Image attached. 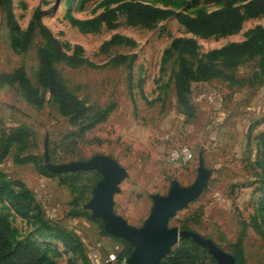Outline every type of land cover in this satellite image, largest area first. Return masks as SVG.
Returning a JSON list of instances; mask_svg holds the SVG:
<instances>
[{
  "label": "rangeland",
  "instance_id": "obj_1",
  "mask_svg": "<svg viewBox=\"0 0 264 264\" xmlns=\"http://www.w3.org/2000/svg\"><path fill=\"white\" fill-rule=\"evenodd\" d=\"M79 1L75 0L69 15L81 19L92 17L115 2L87 0L79 5ZM12 2L21 30H25L32 11L39 7L44 11L42 21L64 50L71 53L75 45H80L83 57L98 66L70 67L64 61L56 62L66 88L92 108L108 104H114V108L106 120L80 131L78 125L58 112L43 88L38 90L44 102L36 106L23 97L17 83H2L0 139L18 126L26 127L29 137L22 154L34 156L42 164L45 143L54 164L87 159L94 154L109 155L126 170L119 183L120 191L114 194V211L136 227L149 213L150 194H166L172 179L181 185L193 181L201 151L205 166L211 170L207 186L169 219V226L189 227L231 255H241L246 264H264V81H248L261 56L246 57L230 71L244 85L223 80L195 83L189 97L195 108L190 117L172 99L173 81L169 76L176 67L174 58L161 62L163 50L173 38L192 36L175 17L149 30L126 25L119 17L115 29L101 25L96 31L84 32L65 15V0ZM185 2V6L173 8L194 13L197 9L210 11L222 6L205 0H199L195 7L190 5L191 0ZM256 25L264 26V15L245 20L240 30L231 35L194 36L199 55L228 42L242 41ZM114 33L133 39L135 47L115 46L101 52V43ZM10 40L6 13L0 8V74L22 68L37 86V49L43 40L35 33L23 51L12 47ZM118 53L135 54L131 71L124 65L105 64ZM179 145L187 146L193 154L192 162L183 168L164 162L166 152ZM15 152L13 145L0 160V171L10 180L22 181L36 204L27 217H21L7 203L0 202V212L8 217L15 240L35 241L56 264H110L108 253L116 244L123 249V239L106 233L101 220L92 217L85 207L100 173L40 171L34 162L15 163ZM95 249L102 258L93 256ZM197 258L199 264H213L202 247Z\"/></svg>",
  "mask_w": 264,
  "mask_h": 264
},
{
  "label": "trees",
  "instance_id": "obj_2",
  "mask_svg": "<svg viewBox=\"0 0 264 264\" xmlns=\"http://www.w3.org/2000/svg\"><path fill=\"white\" fill-rule=\"evenodd\" d=\"M86 1L81 0L80 5ZM115 1L117 4L114 7L105 8L91 18L77 19L69 15L74 0H65L67 5L65 15L69 17L72 25L84 32L96 31L103 24L107 29H115L118 26L117 17L120 14L124 15L128 25L148 30L153 29L160 21L175 17L192 36L173 38L163 50L161 62L174 58L173 63L176 67L170 71L169 77L173 81L178 104L184 111H188L190 117L194 114V107L189 100L193 82L223 80L232 85H244L245 83L230 74V71L240 65L246 57L256 55H260L261 58L256 63L248 81L251 83L255 80L264 81V26L256 25L246 32V37L242 41L228 42L218 48L208 50L202 55H199L198 44L194 37L226 36L238 32L245 20L264 15V0H205L206 2L222 3V6L210 11L197 9L194 13H187L184 9L176 11L173 8V6L176 8L185 6V0H157L164 4L163 7L136 0ZM198 4L199 0L190 2V5L194 7ZM0 8L6 13V25L10 32L12 47L25 50L35 33L43 40V44L37 49L39 63L37 86L30 82L22 68H17L9 73H1L0 84L17 83L23 97L36 106L44 102V98L38 90V88H43L48 92L50 102L56 105L58 112L68 117L72 124L78 125L80 131L90 130L106 120L109 112L114 108V104L96 108L86 105L66 88L55 68L58 61H64L70 67L82 65L98 67L83 57L81 46L75 45L72 52L67 53L61 41L42 21L44 11L39 7L32 11L25 30H21L16 23L12 0H0ZM135 45V41L131 38L114 33L101 43L99 50L107 52L115 46L133 48ZM134 60V53H118L105 64L124 65L131 71ZM28 137L29 131L23 126H18L10 130L8 134H4L0 139V160L7 156L14 145L17 149V152L13 154L15 163L34 162L40 171L46 172L44 163L42 164L34 156L22 154L27 147ZM0 202L7 203L21 217L28 216L32 205L36 207L32 193L24 183L17 179L6 178L1 171ZM42 225L47 226L44 221H42ZM180 228L192 230L186 226ZM14 235L15 231L8 217L0 212V264H56L45 255V252L35 241L15 240ZM241 236L242 233L236 243L238 250L240 249ZM120 241L123 243H121L123 249L118 254V259L122 260L129 254L132 246L125 240ZM178 241L179 243L163 258V262L165 264H199L197 257L201 246L194 243L191 238H180ZM204 251L208 253L206 249ZM209 256L212 263L216 264L215 259L210 254ZM232 256L237 264H246L241 255Z\"/></svg>",
  "mask_w": 264,
  "mask_h": 264
},
{
  "label": "water",
  "instance_id": "obj_3",
  "mask_svg": "<svg viewBox=\"0 0 264 264\" xmlns=\"http://www.w3.org/2000/svg\"><path fill=\"white\" fill-rule=\"evenodd\" d=\"M43 162L47 170L54 173L96 170L100 178L91 189L85 204L91 216L99 218L106 233L127 241L132 249L125 258L126 264H165L163 258L180 238L191 240L215 259L216 264H237L235 258L211 238L193 230L169 226V219L178 210L185 208L206 188L211 170L204 164L202 152L198 153L196 175L189 185H181L172 179L166 194H150L152 204L142 225L129 224L114 211V194L120 191L119 183L126 170L115 159L105 154H94L87 159L65 163H52L48 144H44Z\"/></svg>",
  "mask_w": 264,
  "mask_h": 264
},
{
  "label": "built area",
  "instance_id": "obj_4",
  "mask_svg": "<svg viewBox=\"0 0 264 264\" xmlns=\"http://www.w3.org/2000/svg\"><path fill=\"white\" fill-rule=\"evenodd\" d=\"M192 160V151L185 145L170 148L164 156V162L166 164L173 165L177 168L188 166ZM96 246L99 247L100 243L98 242ZM119 249L121 250V247L118 244L114 245L113 250L108 253L107 262L110 264H126L125 258L122 260L118 259ZM96 250L97 249H95V252L93 253L95 258L98 256V252Z\"/></svg>",
  "mask_w": 264,
  "mask_h": 264
},
{
  "label": "crops",
  "instance_id": "obj_5",
  "mask_svg": "<svg viewBox=\"0 0 264 264\" xmlns=\"http://www.w3.org/2000/svg\"><path fill=\"white\" fill-rule=\"evenodd\" d=\"M59 1V0H58ZM122 1V0H121ZM136 1H142V2H146V1H143V0H136ZM155 2H157V3H160L159 5H157L156 3H151V2H146V3H151V4H153V5H156V6H161V7H163L164 6V4L162 3V2H159V1H157V0H154ZM60 2H62V0H60ZM74 2H75V0H74ZM74 2H73V4H72V8L74 7ZM80 3H81V0L79 1V5H80ZM113 4V5H112ZM110 6H108V7H106V8H111V7H114L116 4H117V1H115V2H113ZM71 7H70V9H71ZM75 9V8H74ZM105 9V8H104ZM104 9H102L101 11H103ZM100 11V12H101ZM99 12V13H100ZM59 13V12H58ZM98 14V13H97ZM96 14V15H97ZM71 16H73V15H71ZM95 16V15H94ZM43 17V16H42ZM73 17H75V16H73ZM93 17V16H92ZM122 18L123 19V22H124V24H126V25H128L126 22H125V17H124V15L123 14H120V15H118V17H117V22H118V18ZM75 18H77V17H75ZM89 18H91V17H89ZM77 19H81V18H77ZM83 19H88V18H83ZM161 22V21H160ZM119 23V22H118ZM159 23V22H158ZM45 24V23H44ZM180 24V23H179ZM104 25V24H103ZM130 26V25H129ZM182 26V25H181ZM122 35V34H121ZM125 36V35H124ZM187 37H189V36H187ZM133 40V39H132ZM133 65V64H132ZM120 66H122V65H120ZM195 83H200V82H193L192 84H191V92H192V87H193V85L195 84ZM191 92L189 93V97H190V95H191ZM172 99L175 101V103L178 105V102H177V99H176V94H175V90H174V86H172ZM189 100H190V98H189ZM191 103V102H190ZM193 106V105H192ZM194 107V106H193ZM195 109V108H194ZM108 243V242H107ZM121 247V246H120ZM121 251H122V247H121V250H120V253H121ZM101 255V253L99 252L98 253V256H100ZM101 257V256H100ZM102 258V257H101ZM124 258H126V257H124Z\"/></svg>",
  "mask_w": 264,
  "mask_h": 264
}]
</instances>
